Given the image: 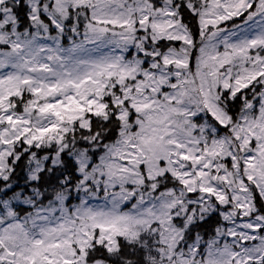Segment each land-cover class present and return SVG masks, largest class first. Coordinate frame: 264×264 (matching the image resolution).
I'll list each match as a JSON object with an SVG mask.
<instances>
[{
	"label": "snow or ice",
	"instance_id": "obj_1",
	"mask_svg": "<svg viewBox=\"0 0 264 264\" xmlns=\"http://www.w3.org/2000/svg\"><path fill=\"white\" fill-rule=\"evenodd\" d=\"M0 264H264V0H0Z\"/></svg>",
	"mask_w": 264,
	"mask_h": 264
},
{
	"label": "trees",
	"instance_id": "obj_2",
	"mask_svg": "<svg viewBox=\"0 0 264 264\" xmlns=\"http://www.w3.org/2000/svg\"><path fill=\"white\" fill-rule=\"evenodd\" d=\"M186 22H188L194 30L197 29L198 25H197V22L195 19H193L190 15L186 14ZM236 22H239V21H236ZM228 24H232V22H228L226 25L222 26V27H226ZM81 30H82V25H81ZM197 36H198V32H197ZM67 36H65L63 39H62V43H64V45H68L67 42L69 41L68 38L66 40ZM175 43V47L178 46V43L177 42H174ZM239 111V105L237 104L234 108H233V112H238ZM222 130V129H221ZM44 153H41V155H43ZM98 153H97V157H98ZM94 162H96V159L94 158ZM24 172L21 170L20 167H17L16 169V176H15V180H16V184H15V190H19L20 188H24L25 185H24ZM27 191V189H26ZM100 194V193H99ZM53 196V193L51 192V189H48V192H47V196L46 198H42L43 200V203L44 204H47L48 202V199H51ZM80 203V199H79V196L76 194L75 191H73L71 193V195L69 196L68 200L65 201V204L71 208L72 206H75V205H78ZM16 211L19 213V216L20 217H24L25 214L27 212H30L32 211V209L29 207V206H25V205H21L19 206L18 208H16ZM217 218L216 217H213L212 220L210 221L209 225H205L204 228L201 229V232L202 234L204 235L205 239L208 237L207 233L205 232V229H207L209 232L211 231V228L214 227V224L216 222Z\"/></svg>",
	"mask_w": 264,
	"mask_h": 264
},
{
	"label": "rangeland",
	"instance_id": "obj_3",
	"mask_svg": "<svg viewBox=\"0 0 264 264\" xmlns=\"http://www.w3.org/2000/svg\"><path fill=\"white\" fill-rule=\"evenodd\" d=\"M230 22V21H229ZM232 22V21H231ZM228 22H224V24H222L221 26H224V25H226ZM226 27H231L230 26V24H228ZM54 34V33H53ZM66 40H67V38H66ZM42 42H44V43H51L50 41H42ZM61 43H62V41H61ZM178 43V46H177V48H179L180 47V42H177ZM63 44V46H65V47H68L69 46V41L67 42V46L66 45H64V43H62ZM105 51H107V49H105ZM221 51H223V48L221 47ZM125 55L126 56H128L129 58H130V53H125ZM190 64H191V68H192V71L193 72H195V69H196V62H195V56H193L192 58H191V60H190ZM201 122H202V120H201ZM223 134V129L221 130V135ZM228 163H229V165H230V161H228ZM118 190V189H117ZM89 203L91 204V205H93V206H97V205H103V203H104V200H103V192L101 191L100 192V194H99V198H96V199H90L89 200ZM123 207V206H122ZM127 207H130V205H128ZM124 210H126V208L124 209ZM59 213H57V215H58ZM208 238V237H207ZM206 238V239H207ZM230 239V238H229Z\"/></svg>",
	"mask_w": 264,
	"mask_h": 264
}]
</instances>
